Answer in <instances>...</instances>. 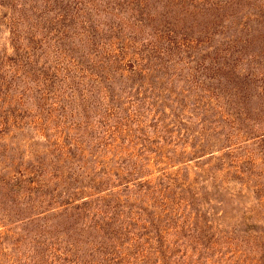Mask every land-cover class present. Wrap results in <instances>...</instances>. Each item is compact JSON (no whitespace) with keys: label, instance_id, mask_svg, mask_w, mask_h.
Masks as SVG:
<instances>
[{"label":"rangeland","instance_id":"rangeland-1","mask_svg":"<svg viewBox=\"0 0 264 264\" xmlns=\"http://www.w3.org/2000/svg\"><path fill=\"white\" fill-rule=\"evenodd\" d=\"M0 264H264V0H0Z\"/></svg>","mask_w":264,"mask_h":264}]
</instances>
